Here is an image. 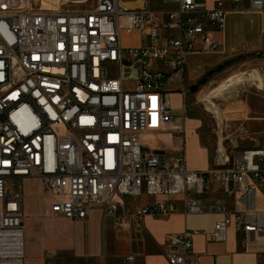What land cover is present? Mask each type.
<instances>
[{"label":"built area","instance_id":"1","mask_svg":"<svg viewBox=\"0 0 264 264\" xmlns=\"http://www.w3.org/2000/svg\"><path fill=\"white\" fill-rule=\"evenodd\" d=\"M173 1L175 9L154 11L120 0H95L87 10L0 0V264H24V178L43 184L50 216L82 219L98 203L122 230L142 229L145 216L168 218L178 209L155 196L180 194L186 214L223 213L211 240H225L234 223L248 244L264 245V146L236 151L227 166L191 170L184 144L170 157L144 143L174 119L170 84L180 85L184 112L185 55L218 50L213 32L225 25L224 0L212 9ZM250 1L264 14V0ZM136 32L145 42L124 45L122 34ZM210 181L232 196L231 209L190 196ZM144 193L145 205L128 203ZM192 246V231L172 235L169 263L199 264ZM47 254L45 264H53L55 252Z\"/></svg>","mask_w":264,"mask_h":264},{"label":"crops","instance_id":"2","mask_svg":"<svg viewBox=\"0 0 264 264\" xmlns=\"http://www.w3.org/2000/svg\"><path fill=\"white\" fill-rule=\"evenodd\" d=\"M129 9L146 7L154 11H168L175 9L177 3L173 0H120ZM218 0H196L207 9H212ZM74 2L66 0L64 3ZM91 2L89 5H83ZM95 0L75 1L66 7L87 10L93 7ZM63 5V4H62ZM61 5V6H62ZM60 6V5H59ZM58 6V7H59ZM54 7V5H53ZM65 7V6H64ZM224 7L227 10L225 25L222 31H214L213 36L219 42L220 48L215 51H196L185 55L186 72L185 85L187 92L184 98V112L182 107V94L178 84H170L172 88L171 99L174 111V119L169 122L165 129L148 132L143 136L145 145L154 149L166 150L170 157L174 150L184 144L186 152L187 167L191 170H207L214 167L227 166L231 163L234 152L228 153L223 148L209 145L211 138L201 132L203 120L192 115L187 116L189 104L186 102L197 89L200 80L206 78L208 73L214 70H221L222 77L254 64L255 59H240L242 56L251 57L264 50V14L259 10L251 9L250 0H224ZM123 43L126 46H140L145 39L140 33L132 35L122 34ZM231 61L229 64H224ZM141 62L139 60L131 63L134 74L138 72ZM159 66L152 64V68ZM191 70V73H190ZM219 73V72H218ZM189 102V101H188ZM250 107L249 98L238 102ZM181 112V114H177ZM187 138V147H186ZM27 190V201L23 204L24 213V264H45V253L50 251H64L75 257V260L91 259L93 264H170L168 261L169 240L174 234L183 232L185 229L192 231L193 256L199 264H264V245H250L245 241L240 227L234 223L227 228L226 238L223 241H214L209 238V233L215 224L223 219V213L205 210L198 213L183 211L182 195H157L156 201H170L177 205V211L168 218L155 219L145 216L142 220V229L122 230L113 218H104V206L98 203L90 205L89 214L82 219L70 220L61 215H48L50 201L47 199L39 204L35 192L31 190V182L43 184L32 178H24ZM264 204V185L261 189ZM146 200L138 203L137 200L128 199L132 207L145 205L149 197L145 194ZM190 196L198 199L202 206H209L224 202L227 208L233 207V199L229 194L222 191L218 181H210L206 189ZM48 219L50 224H57L56 232L58 245L56 249L41 246L37 249H30L28 241L33 228L40 231L44 228L52 232V225L45 226L40 218ZM93 222L97 236L96 246L93 250L82 248L76 249L71 240L70 231L74 225H84L86 222ZM108 225L126 236V250L122 255L111 252L109 244L102 245V230ZM44 226V227H43ZM71 240V241H70ZM132 256V259H128Z\"/></svg>","mask_w":264,"mask_h":264},{"label":"rangeland","instance_id":"3","mask_svg":"<svg viewBox=\"0 0 264 264\" xmlns=\"http://www.w3.org/2000/svg\"><path fill=\"white\" fill-rule=\"evenodd\" d=\"M53 3L54 7L60 5L67 6L70 3ZM50 0H43L46 5ZM86 2L83 5H89ZM50 6V3L49 5ZM255 59L254 64H249L241 70L232 72L222 77L221 70H214L208 73L205 79L200 80L196 86L197 89L192 93L190 99L186 102L191 108L188 109L187 116L192 115L203 120L201 132L211 138L209 145L224 147L228 153L252 148L256 144L264 146V86L259 85L260 77L264 78V50L253 54L251 57L240 59ZM107 70L114 73L113 64H107ZM122 72L127 75L131 72L129 67H124ZM219 72V73H218ZM191 73V70H190ZM249 98L250 107L238 103ZM189 101V102H188ZM193 111V112H192ZM181 114V112H177ZM187 147V138H186ZM31 190L39 204L43 203L46 197V190L41 188L40 184L31 182ZM13 187V186H12ZM14 188L17 186L14 185ZM263 198V196L261 195ZM26 183L23 181V202L27 201ZM146 200L145 193L137 198L138 203ZM50 201V200H49ZM23 203V204H24ZM263 206V205H262ZM40 222L45 226L52 225V232L41 228L40 231L33 228L28 246L30 249H37L41 246L56 249L58 245L57 224H50L48 219L40 218ZM44 227V226H43ZM70 237L76 249L86 248L93 250L96 246L97 236L93 222H86L82 225H74L70 231ZM70 240V241H71ZM126 236L116 231L112 225H108L102 230V245L109 244L111 252L122 255L125 247ZM105 247V251H106ZM51 256L53 264H93L91 259L75 260V257L64 251H54ZM48 253V252H47ZM45 253V259L49 254ZM102 257L100 258V264Z\"/></svg>","mask_w":264,"mask_h":264},{"label":"bare ground","instance_id":"4","mask_svg":"<svg viewBox=\"0 0 264 264\" xmlns=\"http://www.w3.org/2000/svg\"><path fill=\"white\" fill-rule=\"evenodd\" d=\"M65 1L66 0H61L60 2H63L64 3ZM55 2H58V0H50V2H48L46 5H43V6H45V7H51V8H60V6L59 7H53L52 4L55 3ZM49 3H50V6H47V5H49ZM259 85L264 86V78L260 77V83H259Z\"/></svg>","mask_w":264,"mask_h":264},{"label":"trees","instance_id":"5","mask_svg":"<svg viewBox=\"0 0 264 264\" xmlns=\"http://www.w3.org/2000/svg\"><path fill=\"white\" fill-rule=\"evenodd\" d=\"M260 53V52H259ZM231 61H226L224 64L220 65L219 68H221L223 65L229 64Z\"/></svg>","mask_w":264,"mask_h":264},{"label":"water","instance_id":"6","mask_svg":"<svg viewBox=\"0 0 264 264\" xmlns=\"http://www.w3.org/2000/svg\"><path fill=\"white\" fill-rule=\"evenodd\" d=\"M196 87H194V89H195ZM256 145H260V144H256Z\"/></svg>","mask_w":264,"mask_h":264}]
</instances>
